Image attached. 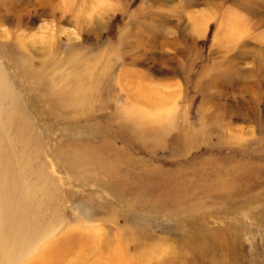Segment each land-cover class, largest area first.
<instances>
[{
    "label": "rangeland",
    "instance_id": "1",
    "mask_svg": "<svg viewBox=\"0 0 264 264\" xmlns=\"http://www.w3.org/2000/svg\"><path fill=\"white\" fill-rule=\"evenodd\" d=\"M0 71L37 258L264 264V0H0Z\"/></svg>",
    "mask_w": 264,
    "mask_h": 264
},
{
    "label": "bare ground",
    "instance_id": "2",
    "mask_svg": "<svg viewBox=\"0 0 264 264\" xmlns=\"http://www.w3.org/2000/svg\"><path fill=\"white\" fill-rule=\"evenodd\" d=\"M1 71L0 264H34L35 262L36 264H50L46 262V259H39L35 256L36 252H47L44 245L37 244L46 240L51 226L43 215L40 222L35 212L34 192L32 191L35 187L32 184L35 185V177H41V168L33 167L31 157L26 151L28 146L23 144L22 133L27 122L16 114L14 90L11 91L5 85ZM233 113L232 110L222 109V115L230 116ZM44 185L41 180L36 189L43 190L46 194L49 191ZM177 197L181 196L173 194L171 199Z\"/></svg>",
    "mask_w": 264,
    "mask_h": 264
}]
</instances>
